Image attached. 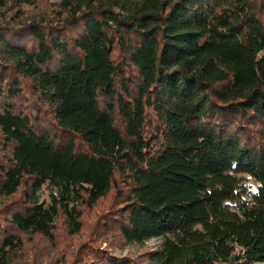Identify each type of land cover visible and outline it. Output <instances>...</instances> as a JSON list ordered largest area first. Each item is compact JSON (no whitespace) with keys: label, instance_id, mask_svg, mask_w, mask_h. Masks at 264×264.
Returning <instances> with one entry per match:
<instances>
[{"label":"trees","instance_id":"trees-1","mask_svg":"<svg viewBox=\"0 0 264 264\" xmlns=\"http://www.w3.org/2000/svg\"><path fill=\"white\" fill-rule=\"evenodd\" d=\"M46 261L264 264V0H0V264Z\"/></svg>","mask_w":264,"mask_h":264},{"label":"rangeland","instance_id":"rangeland-1","mask_svg":"<svg viewBox=\"0 0 264 264\" xmlns=\"http://www.w3.org/2000/svg\"><path fill=\"white\" fill-rule=\"evenodd\" d=\"M50 1H56V0H50ZM49 192H50V188L49 186L47 185H44L42 187V190H41V196L42 198L44 199H47L48 198V195H49ZM146 244L148 245V247H152V248H155L158 246L159 242L155 239H151V240H148L146 242ZM143 251V247L142 246H136V245H128L122 249H118V250H115L114 253L117 254V255H131V256H136L138 254H140L141 252ZM44 264H51V261H46Z\"/></svg>","mask_w":264,"mask_h":264}]
</instances>
